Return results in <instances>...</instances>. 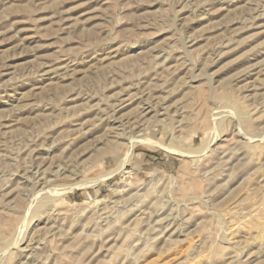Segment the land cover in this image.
Masks as SVG:
<instances>
[{
    "label": "rangeland",
    "instance_id": "obj_1",
    "mask_svg": "<svg viewBox=\"0 0 264 264\" xmlns=\"http://www.w3.org/2000/svg\"><path fill=\"white\" fill-rule=\"evenodd\" d=\"M0 264H264V0H0Z\"/></svg>",
    "mask_w": 264,
    "mask_h": 264
},
{
    "label": "bare ground",
    "instance_id": "obj_2",
    "mask_svg": "<svg viewBox=\"0 0 264 264\" xmlns=\"http://www.w3.org/2000/svg\"><path fill=\"white\" fill-rule=\"evenodd\" d=\"M119 105V104H118ZM116 111V110H115ZM117 112V111H116ZM116 114H118V113H116ZM115 116V115H114ZM124 119H126V117L125 118H122V119H118L117 117H115V119H112V123H120V125L122 126L124 123H123V121H124ZM129 119V118H128ZM111 120V119H110ZM109 125V124H108ZM114 124H112V126H110L109 127V129H108V132H107V134L109 133V134H111V133H115L114 131L118 128L117 126H113ZM119 130V129H118Z\"/></svg>",
    "mask_w": 264,
    "mask_h": 264
}]
</instances>
